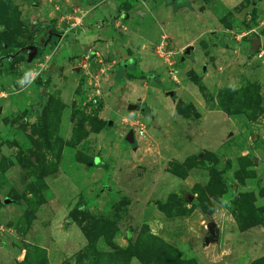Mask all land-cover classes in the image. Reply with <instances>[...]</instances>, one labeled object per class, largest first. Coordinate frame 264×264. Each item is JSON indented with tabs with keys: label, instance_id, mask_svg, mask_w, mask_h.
Segmentation results:
<instances>
[{
	"label": "rangeland",
	"instance_id": "1",
	"mask_svg": "<svg viewBox=\"0 0 264 264\" xmlns=\"http://www.w3.org/2000/svg\"><path fill=\"white\" fill-rule=\"evenodd\" d=\"M65 1L0 0V56L5 39L19 51L41 25L68 37L33 62L0 60V264H146L131 244L142 232L186 264H264V0H108L72 29L90 0ZM118 4L148 38L120 82L113 46L130 40L113 23ZM144 36L131 32V45ZM27 70L37 75L21 88ZM230 89L235 115L221 104ZM44 97V126L25 121ZM94 116L107 127L76 142ZM244 217L256 225L242 231ZM211 221L220 238L205 244Z\"/></svg>",
	"mask_w": 264,
	"mask_h": 264
},
{
	"label": "trees",
	"instance_id": "2",
	"mask_svg": "<svg viewBox=\"0 0 264 264\" xmlns=\"http://www.w3.org/2000/svg\"><path fill=\"white\" fill-rule=\"evenodd\" d=\"M127 6H129V5H127ZM0 24L5 25L4 20H1ZM1 40L4 42V37ZM5 42L7 45H2V46L6 47V49L8 48V50H10V52L2 55V56H6V57H4L1 61H3L5 64H8V63L12 62V58L17 55L16 54L17 51H13V49H15V48H13L12 46H9V42H7L6 39H5ZM55 44H57V42L54 43V45ZM258 51H259V49L251 50L249 52L248 57L251 58ZM84 58L88 59L89 55L85 56ZM122 68H123V70L125 69L124 67H122ZM123 70L120 73H123ZM118 82H120V81L118 80ZM199 86H203V84L200 83ZM225 96H227V98H226L227 102L224 100V98L221 100L223 110L226 111L229 115H232V114L235 115V113L238 112V108L241 105L239 97H242V96L237 95V90H233V89L227 90V93ZM231 101H233L235 103H237V101H238V105L235 104V106L233 108L235 111L234 113L232 112L233 109H231L230 104H228ZM256 103L259 104L258 106L261 108V111H264V101L263 100L262 101H256ZM47 106H48V103L46 104L45 97L40 99L38 104L30 107L26 111L25 121L29 117L34 115V116H37L39 118V123L42 124V126H44V123H42V122L44 121V117H45L44 116V110ZM146 111H148V109H144V112H146ZM16 122H18V120H15V123ZM89 124L91 125V128L89 130H85L81 126L75 130V134H74L75 138L74 139L76 142H79L83 136H87L91 132L100 133L101 131H103L107 127L108 122L105 120H102L98 116H94V117L89 118ZM43 130L46 131L47 129H43ZM41 134H44V132H41ZM96 161H97V158H94L93 159L94 164L97 163ZM250 201H252V199H250ZM72 215H73V217H75L74 212L72 213ZM256 215L259 218V217H262L263 214L259 210V211H257ZM263 220H264V218H263ZM239 225H240V229L242 231H246L250 228V226L256 225V220H255V218H252L251 222H246L245 217L239 218ZM131 244H133L132 248L135 251V254L138 255L141 259H143V261L146 264H148L150 262H154V261L157 264H186L187 263V261L182 258V255L180 254V252L175 247H173L169 244H165L162 240L155 238L151 234H147L145 232H142L139 240L136 242L131 240ZM162 255H163V257L160 258ZM113 259H114V261H116L114 264H120L121 263V260H119L117 258H113ZM102 261L109 264L108 263L109 260L107 258H102ZM188 263L192 264L191 262H188Z\"/></svg>",
	"mask_w": 264,
	"mask_h": 264
},
{
	"label": "crops",
	"instance_id": "3",
	"mask_svg": "<svg viewBox=\"0 0 264 264\" xmlns=\"http://www.w3.org/2000/svg\"><path fill=\"white\" fill-rule=\"evenodd\" d=\"M105 2H108V0H94V1H92V0H90V3H89V7H86L85 9H81L80 10V14H83L82 16H79V17H75V22L74 23H72V24H70L71 26V29L74 27V26H77L78 24H81L82 23V19H83V17L86 15V13H92V12H94L95 10H97L102 4H104ZM127 3H129V2H127ZM65 4H70V0H67V1H65ZM129 4H131V3H129ZM129 4H127V5H129ZM124 5H125V7H126V4H123V5H117V8L119 7V12H118V15H117V17H115L114 19H113V23H114V25L116 26V27H119V25H121L122 26V31H124L123 32V34H124V36H127V38L129 37V40L130 41H127V39L126 38H123V39H126V40H124L123 42L124 43H121V40H120V42L117 44V46L116 45H114L113 47H115V48H118V51H119V56L120 57H122L123 58V60L121 61V64H119V65H117L118 66V68H116L115 69V77H116V79H117V81L119 80L120 81V78H122L127 72H129V69H128V67H129V65H130V63H129V59H131V58H135V62L134 63H131V65L133 66L132 68H134V67H136V66H138V64H139V62H138V59L136 60V56L137 55H142L141 54V51L142 50H145V49H147L148 48V44L145 42V41H148L147 39V37L145 38V36L143 35V33L142 32H140V30L139 29H135L136 30V33L138 34V36H144V39L145 40H143V42L141 43V44H139V48L137 49V48H135V47H133L132 45H131V32H133V31H135V30H133V28H131L130 27V30L128 31V27H127V25L125 24V23H127L129 26H130V23H131V8H129V6H127L128 7V9H124L125 7H124ZM124 7V8H123ZM85 11H86V13H85ZM141 10H139L138 11V13L140 12ZM142 12V11H141ZM146 15V12H144L142 15ZM118 16H120V17H118ZM123 16H124V18H123ZM124 20H127V21H124ZM122 22H123V24H125L126 26H124L123 24H122ZM89 24V23H88ZM69 29V28H68ZM127 29V30H126ZM63 30V29H62ZM83 30V33L84 34H86L85 36L88 38L89 36H88V34H90V31H91V29L90 28H88V27H86L85 29H82ZM126 31V32H125ZM66 34H67V31H65V34H62V36L59 38V42H61V40H63V39H68V37H66L65 38V36H66ZM117 34V33H116ZM123 34H121V35H119V36H123ZM118 35V34H117ZM79 39H80V36H76V38L74 39V41L77 43V44H79L80 42H79ZM92 44H93V46H90V47H88L89 48V52L90 51H92V55L93 54H97L98 53V49H97V47H96V49H92V47H94V46H96V44H97V42H96V44H95V41H93L92 42ZM128 44V46L125 48V45H127ZM124 49V50H123ZM94 51V52H93ZM88 52V53H89ZM120 52H122V54L120 53ZM89 55V56H92V55ZM88 54H86V56H87ZM84 58V57H83ZM84 66H86V65H84ZM122 67H124L125 69L123 70V68ZM76 68H78V67H75L74 69H75V71H76ZM80 68V72H77V73H81L82 74V72H84L83 71V68H81V67H79ZM82 69V70H81ZM123 70V73H120L121 71ZM100 85V84H99Z\"/></svg>",
	"mask_w": 264,
	"mask_h": 264
},
{
	"label": "water",
	"instance_id": "4",
	"mask_svg": "<svg viewBox=\"0 0 264 264\" xmlns=\"http://www.w3.org/2000/svg\"><path fill=\"white\" fill-rule=\"evenodd\" d=\"M173 1H176V0H173ZM61 36L62 35L59 34V37H61ZM38 48H39V45H26V46L22 47L19 51H17L16 54H19L22 52L23 54H25L27 56V62L30 63V62H33L35 60V58L37 57ZM192 49H193V46H188L185 49V53L187 55H190L192 52ZM4 57H6V56H1L0 60H2ZM76 71L80 72V68L79 67L76 68ZM170 93L173 95L172 91ZM129 109L130 110H139L138 104H130ZM125 138L128 142L135 143L136 142L135 130L130 129L129 132L126 134ZM9 201H12V200H10V198L5 199V203H8ZM220 233H221L220 228L217 225V223L215 221L209 222L207 224V234L204 238V243L209 244V243L217 241L220 238Z\"/></svg>",
	"mask_w": 264,
	"mask_h": 264
},
{
	"label": "flooded vegetation",
	"instance_id": "5",
	"mask_svg": "<svg viewBox=\"0 0 264 264\" xmlns=\"http://www.w3.org/2000/svg\"><path fill=\"white\" fill-rule=\"evenodd\" d=\"M59 34L60 33L58 31H55L49 25L46 26L41 25L39 28H37L35 32V38L32 40L33 43L30 44V45H39L37 57L42 54L45 48H47L48 46H52L56 42H59ZM138 107L139 110H144L140 104Z\"/></svg>",
	"mask_w": 264,
	"mask_h": 264
},
{
	"label": "clouds",
	"instance_id": "6",
	"mask_svg": "<svg viewBox=\"0 0 264 264\" xmlns=\"http://www.w3.org/2000/svg\"><path fill=\"white\" fill-rule=\"evenodd\" d=\"M261 56H264V52L261 53ZM36 75H37L36 72H34L32 70H27V71H25L23 77H21L17 80V83L21 86V88H24L26 85H30L33 82ZM230 87H231V85H230ZM233 90H235V89H233ZM0 95H2V94H0ZM224 203H227V201H224Z\"/></svg>",
	"mask_w": 264,
	"mask_h": 264
},
{
	"label": "built area",
	"instance_id": "7",
	"mask_svg": "<svg viewBox=\"0 0 264 264\" xmlns=\"http://www.w3.org/2000/svg\"><path fill=\"white\" fill-rule=\"evenodd\" d=\"M97 84L99 85V83L97 82V83H95V85L97 86ZM100 92V91H99Z\"/></svg>",
	"mask_w": 264,
	"mask_h": 264
}]
</instances>
